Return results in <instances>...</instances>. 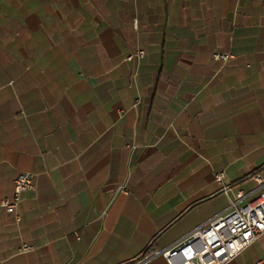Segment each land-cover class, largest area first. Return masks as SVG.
Masks as SVG:
<instances>
[{
  "label": "crops",
  "instance_id": "crops-1",
  "mask_svg": "<svg viewBox=\"0 0 264 264\" xmlns=\"http://www.w3.org/2000/svg\"><path fill=\"white\" fill-rule=\"evenodd\" d=\"M21 172L0 264H123L222 211L216 173L264 177V0H0V199ZM258 262L264 234L229 264Z\"/></svg>",
  "mask_w": 264,
  "mask_h": 264
},
{
  "label": "built area",
  "instance_id": "built-area-1",
  "mask_svg": "<svg viewBox=\"0 0 264 264\" xmlns=\"http://www.w3.org/2000/svg\"><path fill=\"white\" fill-rule=\"evenodd\" d=\"M143 56L144 51L137 50L128 55L126 60L140 59ZM230 57L231 54L226 52L213 56L217 61H226ZM249 179L253 182L252 188L247 191H234L231 185L223 184V173H216L214 180L222 185L221 191L228 197V204L222 211L190 230L170 246H149L139 258L123 264H145L157 257L163 258L167 264H229L264 234V177L260 172H255ZM33 188V174L18 173L13 180L11 198H1L0 208L13 214L17 221L19 217L16 215V209L21 194ZM31 249V246L24 244L21 250L27 252Z\"/></svg>",
  "mask_w": 264,
  "mask_h": 264
}]
</instances>
